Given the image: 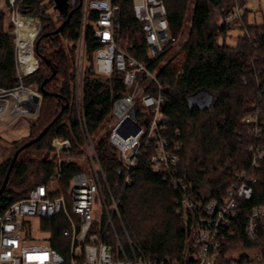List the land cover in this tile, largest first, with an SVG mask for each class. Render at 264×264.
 Here are the masks:
<instances>
[{"label": "built area", "instance_id": "1", "mask_svg": "<svg viewBox=\"0 0 264 264\" xmlns=\"http://www.w3.org/2000/svg\"><path fill=\"white\" fill-rule=\"evenodd\" d=\"M115 1L76 0L79 26L75 42L73 101L82 137V153L74 157L68 140H52L51 155L45 160L53 165L51 177L31 189L26 197L12 203L0 216V264H240V261L245 264L248 260L264 261V205L251 207L244 222V239L252 245L250 250L255 253L237 259L227 257L231 248L243 246L240 242L229 243L236 234L233 219L240 203L252 198L257 174L264 163V89L258 93V99L249 106L250 112L240 122L243 128L241 134L249 140L246 147L250 155L249 167L236 175V180L226 187L219 198L203 201L192 192L190 184L177 176L181 133L178 129H167V88L159 80L158 74L167 66L164 57L181 51V48L179 35H173L168 24L166 0H131L147 63L133 57L125 46L120 45L121 19ZM0 2L6 5L5 13L10 17L13 29L15 20L19 17L26 19L17 10L22 0ZM251 2L255 4L258 0H234L222 23L229 35L238 32V36L245 35L255 43L256 36L248 35L243 22ZM37 22L39 24L38 19ZM88 31L95 44L90 60L93 76L100 77L111 86L110 110L107 115L109 135L105 154L114 158L122 170L116 194L87 130L83 111L82 90ZM11 34L16 77L21 80L38 68L33 53V43L37 36L30 48L33 70L26 74L24 65L29 63L21 60L18 36L14 30ZM235 42L236 38L234 45ZM181 72H177L176 76ZM117 81H121L123 87L121 94L113 90ZM23 89L22 84H19L12 91L0 89V93L12 92L14 95L16 90ZM35 95L39 96L37 93ZM143 155H147L151 172L178 194L175 214L188 226V237L180 260L169 257L147 259L132 243L121 221L120 199L130 185ZM69 164L79 169L63 189L62 167ZM31 219L40 221V237L32 235L31 230L26 228ZM52 220H56L58 225L63 224L60 232L61 237L66 239L65 254L51 247V232L42 226V222ZM225 246L227 252L221 259L220 253Z\"/></svg>", "mask_w": 264, "mask_h": 264}, {"label": "trees", "instance_id": "2", "mask_svg": "<svg viewBox=\"0 0 264 264\" xmlns=\"http://www.w3.org/2000/svg\"><path fill=\"white\" fill-rule=\"evenodd\" d=\"M187 1L165 2L168 24L175 36L182 29ZM233 2L234 0H195L189 38L182 48L184 68L176 76V70L168 64L158 74L159 80L167 88V129H178L181 133L177 176L190 184L192 192L203 201L219 198L226 187L236 180V175L249 167L250 155L246 151L249 140L241 134L243 128L240 122L250 112L249 106L258 99V93L264 89V23H249L247 10L243 22L248 35L256 36V42L252 43L247 36L239 35L234 47L229 46L227 41L231 35L227 33L222 19ZM115 3L119 7L121 19L120 45H126L125 49L130 55L147 63L131 0H116ZM48 5L52 6L48 0H22L17 8L24 18L31 17L40 22L39 32L33 43L38 68L21 80L15 76L11 36L5 30L3 10L0 8V89L10 91L19 84H36L42 96L37 122L29 128L26 137L11 142L10 149L16 152L35 139L63 108L47 133L39 141L22 149L19 155L26 150L48 154L55 138L68 140L75 153L81 145L82 137L74 118L73 95L70 90L73 80L71 60L60 46L62 40L70 42V52H74L79 26L78 2L70 8L74 11L73 16L68 21L61 19L59 26L63 25L58 33H54L57 28L49 17ZM86 49L90 61L95 49L90 31L86 34ZM52 72L55 75L41 92L40 84ZM113 90L118 94L123 92L121 81L114 84ZM110 91L109 84L93 78L89 64L83 78L82 94L86 127L90 134L98 130L109 113ZM198 93L211 97L208 107L190 105V98ZM64 117H68V124L61 122ZM97 152L103 154L105 151L99 147ZM19 155L11 169L5 190L0 194V216L12 203L26 197L31 189L45 183L52 175L51 163L44 160H20ZM100 157L116 194L122 179L121 167L114 158L106 154H100ZM10 160L4 159L0 163V187ZM78 169L74 164L63 165V189ZM257 176L252 198L248 202H241L236 212L233 219L236 234L229 241L231 244L240 242L248 249L252 245L244 239V222L251 207L264 205V163ZM177 198V192L151 172L147 155H143L130 185L121 196L119 214L130 240L149 260L165 257L180 260L183 257L188 226L175 214ZM42 226L44 230L51 232V247L65 254L66 239L61 237L60 232L63 224L58 225L56 220H52L42 222ZM226 252L225 246L220 253L221 259ZM240 264L243 263L240 261ZM245 264H264V261L248 260Z\"/></svg>", "mask_w": 264, "mask_h": 264}, {"label": "rangeland", "instance_id": "3", "mask_svg": "<svg viewBox=\"0 0 264 264\" xmlns=\"http://www.w3.org/2000/svg\"><path fill=\"white\" fill-rule=\"evenodd\" d=\"M52 4V3H51ZM195 5V0H188L186 3V10H185V14H184V21H183V25H182V29L180 31L179 35V48H181V51H175L173 53L168 54L167 56L164 57V61L167 62V65L170 64L172 67H174V69L176 70V74L177 72H179L180 70H182L184 68L185 65V56L182 52V48L183 46L186 44V42L188 41V36H189V29H190V25H191V16H192V10L194 8ZM49 17L52 18L53 24L55 26V28H58L59 25L61 24V19H57V12H55L53 10V4L52 6H49ZM0 8L3 10V15H4V24H5V30L6 32L11 36V46L13 48V35L11 34V32L14 30L13 27L11 26V19L10 17L5 13V8L6 5L3 2H0ZM248 21L251 24H256V25H260L262 23H264V0H258L257 3L254 4V2H251L248 5ZM40 24V22H39ZM231 38L228 39L227 43L229 46H234V39L236 38V36H238V32H231ZM60 46L63 50V52L67 55V57L69 58V60H71L70 64H71V68L70 70L72 71L73 74V80L71 82V93L73 95L74 91H75V78H76V69H75V63H76V49H74V52L71 53L70 52V47L72 46V43L67 42L65 40H62L60 42ZM126 46V45H123ZM91 60V59H90ZM85 70L87 68V66L90 64L91 65V61H89L88 59V55H87V59L85 61ZM92 67V66H91ZM85 75V73H84ZM15 76H16V72H15ZM17 78V77H16ZM93 78L101 83H105L108 84L107 81H104L103 79H101L100 77H96L93 76ZM25 89L32 91L34 93L39 94V96L42 98L40 92L38 91V87L36 84H26V85H22ZM17 88V87H16ZM15 89V88H14ZM13 90V89H12ZM11 90V91H12ZM17 91V90H16ZM12 92H8V93H0V103H5V101L8 103H10V107L15 105V98L14 95L11 94ZM15 93V92H14ZM74 103V101H73ZM211 103V97L208 98L207 101V105H210ZM39 110H40V105L38 108V113H36V115L34 117H30V116H25V115H17L12 116L10 114H8L7 116L1 118L0 122H4L5 124L11 122L13 124V128L15 127H23L21 129L26 130L27 132V128H30L32 125H34L37 122V119L39 117ZM74 118L77 120L78 122V116L76 114L75 111V105H74ZM71 118V117H70ZM68 117H64L62 119V123L63 124H68ZM79 127V125H78ZM8 132H11V129H8ZM109 135V119L108 117H106L103 122L101 123V125L99 126L98 130L96 132H94L93 134H91V138L95 144L96 150H98V148H104L105 151V146H106V142H107V138ZM26 137V136H25ZM0 138L4 139V140H8V141H13L12 138H8L4 133L0 134ZM23 138V137H20ZM19 138V139H20ZM11 142H9L8 144H6L5 142V148L7 145H9V150L6 153V155L3 157L4 159H11L12 155H13V149H10V144ZM103 146H100V145ZM81 145H82V139H81ZM81 145L78 148V151L76 153L74 152V157H79L81 156ZM8 148V146H7ZM101 155L105 154V152L100 153ZM99 154V155H100ZM51 155V152H49L48 154H40V153H36L33 150H26L24 152H22L19 155V159L20 160H25V161H29V160H46L47 158H49ZM85 165V164H84ZM40 226V221L36 220V219H31L29 220V223H27V227L29 230H31L32 235H36L38 237H40V233L38 231ZM255 252L245 248L243 246H235L233 248L230 249V251L227 254V257L232 258V259H237L240 258L242 256H250L252 254H254Z\"/></svg>", "mask_w": 264, "mask_h": 264}, {"label": "bare ground", "instance_id": "4", "mask_svg": "<svg viewBox=\"0 0 264 264\" xmlns=\"http://www.w3.org/2000/svg\"><path fill=\"white\" fill-rule=\"evenodd\" d=\"M14 26V33L18 36L20 58L25 63H29L24 65V71L28 74L33 70L34 66L33 60L30 58V48L31 43L39 32V24L36 20L29 22L19 17L15 20ZM34 95L35 93L25 89L15 91V105L10 107V103L0 104V117L3 118L8 114L15 117L20 114L34 117L38 113V107L32 100Z\"/></svg>", "mask_w": 264, "mask_h": 264}, {"label": "water", "instance_id": "5", "mask_svg": "<svg viewBox=\"0 0 264 264\" xmlns=\"http://www.w3.org/2000/svg\"><path fill=\"white\" fill-rule=\"evenodd\" d=\"M50 1L52 4H53V10L55 12H57V16L56 18L57 19H66V21H68L74 14V11L71 10V6L75 5L76 3V0H48ZM70 1V3H69ZM27 21L29 22H32V21H37V19H34V18H31V17H28L26 18ZM63 25V24H62ZM61 26H59L54 33H58L61 29ZM55 75V72H52L51 76L47 79H45L39 86V90L42 92L43 91V87L44 85L49 82L52 77ZM208 98L209 96L206 95L205 93H198L196 95H194L193 97L190 98V105L191 106H197L199 108H206L208 107L209 105H207V101H208ZM32 100L33 102L36 104V105H40V102H41V97L38 96V95H34L32 96ZM63 112V108L61 109L60 113L58 114V116H56L54 118V120L52 121L51 124H49V126H47L46 128L43 129V131L35 138L33 139L31 142H28L27 144H25L23 147H21L19 150H17L16 152H14L11 160H10V164H9V167H8V170H7V173L4 177V180L1 184V187H0V194H2V192L5 190V187L7 185V182H8V178H9V174L11 172V169L20 153V151L22 149H24L25 147H28L30 146L32 143H35L37 141H39L46 133L47 131L49 130L50 126L52 124H54L58 117L61 115V113Z\"/></svg>", "mask_w": 264, "mask_h": 264}, {"label": "crops", "instance_id": "6", "mask_svg": "<svg viewBox=\"0 0 264 264\" xmlns=\"http://www.w3.org/2000/svg\"><path fill=\"white\" fill-rule=\"evenodd\" d=\"M21 128L23 127L19 126V127L13 128V124L11 122H9L8 124L7 123L5 124L4 122H0V134L4 133L8 138H12L13 141L18 140L20 137H25L28 135L29 128H27V132L26 130H23ZM8 129H11V132H8ZM4 142L8 144L11 141L0 138V163L4 160L3 157L6 155V153L9 150V145H7L8 148L7 146L5 148Z\"/></svg>", "mask_w": 264, "mask_h": 264}]
</instances>
